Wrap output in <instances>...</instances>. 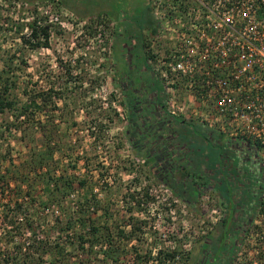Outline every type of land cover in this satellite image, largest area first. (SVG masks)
I'll use <instances>...</instances> for the list:
<instances>
[{"label": "rangeland", "instance_id": "rangeland-1", "mask_svg": "<svg viewBox=\"0 0 264 264\" xmlns=\"http://www.w3.org/2000/svg\"><path fill=\"white\" fill-rule=\"evenodd\" d=\"M61 1L69 11L83 19L70 13L59 0H0V72H11V78L16 81L13 97L17 99L18 108L26 104L25 87L27 92L40 95L53 86L57 93L52 95L51 103L44 110L36 111L35 120L39 123L35 124L30 139L23 138L22 127L7 129V124H15L12 113L0 114V203L8 198L14 201L16 193L18 197L28 191L32 194L31 198L36 201L35 205L30 204L29 219L38 225L39 236L41 232L50 236L49 245L39 247L47 250L42 264H82L83 258L70 254L68 245L65 246L66 253L70 254L67 259L58 257L57 249L53 247L57 242L56 232L63 233L66 221L58 224L55 231L50 229L54 217L60 215L62 208L59 205L71 208V214L77 211L78 202L88 197L91 202L93 199L100 202V209L89 218L98 220V226H101L97 235L100 242L111 239L113 235V248L119 253L116 264H156L159 251L175 250L180 254L176 264H185L181 261L185 260L184 254L192 250L220 217L216 194L203 189L197 204L191 206L152 177L148 166L127 143L126 112L121 108L120 92L114 87L112 74L108 71L113 68L112 54L120 53L119 43L124 42L121 39L114 43V34L126 36L148 28L147 23L151 20L155 23L147 0ZM34 8L40 13L48 10L59 16L57 22L51 23L49 49L29 50L20 42L17 32L12 31L22 26L21 35H28L27 24L32 22L30 10ZM88 24L97 31L94 37H87L83 32L82 28ZM147 28L145 41L146 44L149 42L146 45L149 47L145 50L152 52L153 39ZM67 69L72 71L70 76L74 80L68 84ZM90 127L93 136L90 135ZM43 129L50 132L48 136L53 143L51 168L54 178L66 176L75 180L72 194L65 204L56 203L45 211L41 210V205L48 202L44 189L35 187L31 190L25 183L21 184V191L18 189V180L26 171L22 164L28 160L31 149L40 143ZM195 129V132L203 133V129ZM228 155L237 162L233 152L228 150ZM235 162L234 165L238 166ZM80 181L85 182V188L79 187ZM103 183L107 184L104 188L101 186ZM144 191L152 201L144 202L138 209L129 196L132 194L139 199L138 193ZM191 191L192 195L196 194V191ZM94 208L91 206L89 212L92 213ZM105 228H110V233ZM84 231L86 229L80 228L76 233ZM120 232L124 236L120 237ZM24 234L25 231L21 230L6 245L1 243L6 235L1 226L0 250L14 253L20 244L26 251L30 241ZM68 234L75 233L70 231ZM63 235L67 236L65 232ZM250 246V251L243 247L234 264H252L253 247ZM193 257L196 258L195 255ZM98 260H103L102 255ZM22 261L18 264H34L31 258L27 263ZM83 263L89 264L84 260Z\"/></svg>", "mask_w": 264, "mask_h": 264}, {"label": "trees", "instance_id": "trees-1", "mask_svg": "<svg viewBox=\"0 0 264 264\" xmlns=\"http://www.w3.org/2000/svg\"><path fill=\"white\" fill-rule=\"evenodd\" d=\"M48 1L53 2V0ZM59 1V3L69 11V9L63 5L62 1ZM147 3L148 7L151 9L149 0H147ZM69 12L72 13L71 11ZM72 14L80 19H83L76 13ZM30 15L32 17V22L27 24L29 29L28 35H21L23 30L22 26L17 27L16 30L13 29L12 31L17 32L16 35L18 39L29 50L36 51L39 49H49V39L53 26L51 24L52 22H49L48 17L44 13L37 11L36 8L30 10ZM151 19H153L152 11ZM154 24L155 23L152 20L147 23V26L149 27L146 28L149 30L150 37L155 36L157 33V29L154 28ZM82 29L85 36L90 38L94 37L97 33V31L93 30L90 24L85 25ZM148 43H145V45H149ZM147 57L148 59L153 58L150 50L147 52ZM66 71L68 84L71 83L73 77L70 76L72 73L70 69H67ZM108 71L111 74L113 73L111 68H109ZM10 74L11 72L9 71L0 72V114H3L6 111L12 113L14 115V123H19V125L9 123L6 125L7 129L11 130V127H14L16 130L18 127H22L23 138L28 137L30 139L31 132L35 129V124L39 123L35 120L36 111L44 110L51 103L52 95H57V93L54 92L53 89L55 88H53V86L49 87L43 94L40 95L27 92L25 87L23 93L26 97V104L18 108L17 99L13 97L14 90L16 89V81L11 78ZM114 87L117 88L116 85H114ZM201 123L198 122L195 125L203 129V131H215V133L219 135L218 138L223 135L219 129L209 128L205 123ZM184 125L191 126L193 124L184 122ZM91 129L92 128L90 127V135L93 136V130ZM48 134H50V132L48 133L47 130H42V139L37 146H34V148L31 149L28 160L22 164V168H24L23 170L26 171L24 176H20V179L18 180V185L20 184L18 186L19 190L20 188L23 189L21 186L23 183L27 184L31 190L35 187H41L44 189L48 202L41 205L42 211H45L44 209L47 210L56 203H60L61 205L65 204V201L72 194L73 185L75 183L74 178L71 177L59 176L54 178L53 170L51 168V163L54 161V149L52 140ZM199 135L207 140L205 132ZM212 138L217 139L214 134H212ZM210 144L213 145L212 148L215 150L217 149L216 151L218 152L216 156H210L211 160H208L206 165L208 169L209 166H212L210 169H212L214 174L213 176L204 175V177L200 179V181L204 180V182L198 183L191 179V174L188 175V178L179 182H175L173 180L169 183L163 182L172 191V193L181 197L191 206L197 204L199 196L202 194L203 187H205L207 183H213L217 190H220L218 182L223 183L222 189L224 190L228 176L231 178L232 182H234V191L229 192L225 188V190L222 191L223 193L221 196H219L218 204L221 211L218 222L204 236H201L191 251L184 254L185 260L182 259L181 261L185 264H234L243 247L246 251L249 250V244L245 243V240L251 232L253 222L255 221L258 210L263 203L262 194L260 192L261 182L259 181L256 150L251 146H248V142L243 140L236 141L228 139V142L222 146L211 142ZM227 150L235 154L234 157L237 158V162H235L234 158L229 157ZM137 154L139 155H136L137 157L141 158L143 161L144 159L146 160V158L140 153L137 152ZM214 158L217 160H212ZM234 162L237 163L238 166L234 165ZM199 164H202V159H199ZM229 169L230 172L228 175ZM150 171L152 177H154L158 182L161 181L160 177L167 175L166 173L164 174V172L160 171L158 166H152ZM85 186L84 181L79 182V187L81 189L85 188ZM101 186L104 188L107 184L103 183ZM190 190L196 191V194L192 195ZM138 194L140 197L139 199L137 196L132 194L129 196L131 203H133V205H137L138 209L139 206H143L144 202L152 201L148 192L144 191ZM30 195L32 194L29 191L27 194L19 197L16 193L14 201L9 200L8 198L4 200V203H0L2 227L6 230V235L1 239V243H11L12 240L19 235L21 230L22 232L25 231V233H30L28 238L30 244L26 251L23 250L24 248L22 249V245L20 244L17 246V252L15 251L14 253H8L7 250H0V264H18V262L22 260V263H27V260L30 258L32 263L42 264V258L47 254V250L40 248H43V246L47 247L49 245L48 239L50 236L47 233L42 232V235L39 236V229H37L38 225L33 223L32 219H29L28 212L30 211V204L31 206L35 205L36 201L34 198H31ZM78 205L79 207L77 208V211L71 212V214H69V210L71 208L65 209L59 205V207L62 208L61 212H59L60 215L54 217L53 226L50 230L55 231L58 224L66 221L62 232H65V235H67V232L69 233L70 231H74L75 234H68L67 236H64L63 233L56 232L57 242L53 243V247L57 249L56 255L59 254V256L57 255L58 257L67 259L70 254L73 256L74 254H77L79 257L83 258L81 259L82 264H84L83 260L89 264H96L97 262L116 264L118 262L119 253L118 250L113 248L114 244L113 240H111L113 235L111 236L110 234L111 239H107L105 242H100V238H97V235L101 231V226H98V220L89 218V216L91 217V215H95L93 212L96 213L97 210L100 209V202L96 199H93L91 202L88 197L85 198V200H82V202L80 200ZM93 205L95 206V210L90 213V207ZM83 212H86L84 216ZM73 213L76 214L74 215ZM78 214H81L82 216L79 217ZM41 221L44 220L41 219ZM80 228L86 229V232L76 233V230ZM105 229L110 233V228ZM119 235L120 237L124 236L123 232H120ZM63 240L64 243H61ZM66 245L70 248V254L66 253ZM97 248L99 250H97ZM36 255H38L37 258H35ZM101 255L103 260H98ZM179 255L178 250L166 253L159 251L156 257V264H176L177 262H175V260L179 257ZM193 255H195L196 258L193 257ZM137 259H139V257Z\"/></svg>", "mask_w": 264, "mask_h": 264}, {"label": "built area", "instance_id": "built-area-1", "mask_svg": "<svg viewBox=\"0 0 264 264\" xmlns=\"http://www.w3.org/2000/svg\"><path fill=\"white\" fill-rule=\"evenodd\" d=\"M149 3L157 29L149 61L159 70L171 112L190 109L199 122L256 150L263 203L245 243L253 247L251 263L264 264V0Z\"/></svg>", "mask_w": 264, "mask_h": 264}, {"label": "flooded vegetation", "instance_id": "flooded-vegetation-1", "mask_svg": "<svg viewBox=\"0 0 264 264\" xmlns=\"http://www.w3.org/2000/svg\"><path fill=\"white\" fill-rule=\"evenodd\" d=\"M145 28L126 36L117 33L119 35L114 34L113 38L114 43L124 40L119 43L121 52L112 54V80L121 95V108L126 112V140L136 155L138 152L146 158L143 163L149 169L158 166L160 171L167 174L160 177V182L164 186L166 185L163 182L169 183L172 180L179 182L188 178L190 174L192 180L204 182L200 181L204 175H214L210 169L212 166L208 169L206 165L210 156L218 153L210 142L222 146L228 139L224 134L218 138L219 135L215 131H211L213 133L203 131L208 141L197 134L194 127H197L195 124L199 121L193 117L190 109L184 114L171 112L168 94L159 70L147 57ZM184 122L194 126L184 125ZM212 134L217 139L212 138ZM199 159H202V164L206 163L205 167L199 164ZM229 172L230 169L228 175ZM218 183L220 190H217L213 183H207L203 189L207 188L215 193L217 200L225 188L229 192L234 191V182L229 176L224 190L223 183ZM260 188L262 193V184Z\"/></svg>", "mask_w": 264, "mask_h": 264}]
</instances>
